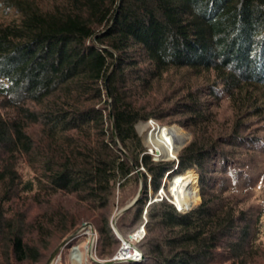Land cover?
I'll list each match as a JSON object with an SVG mask.
<instances>
[{
	"label": "trees",
	"instance_id": "trees-1",
	"mask_svg": "<svg viewBox=\"0 0 264 264\" xmlns=\"http://www.w3.org/2000/svg\"><path fill=\"white\" fill-rule=\"evenodd\" d=\"M0 10V264L38 261L42 238L70 235L84 220L99 253L111 254L114 208L140 180L116 227L128 238L144 225V258L107 264L257 255L264 199L252 212L237 197L256 184L239 159L264 155V140L239 133L256 120L264 129V0H0ZM163 83L171 98L157 95ZM223 101L234 120L227 134L214 131ZM153 118L197 131L176 159L154 160L143 145L135 126ZM192 168L198 206L199 195L188 212L149 196L166 173Z\"/></svg>",
	"mask_w": 264,
	"mask_h": 264
},
{
	"label": "rangeland",
	"instance_id": "rangeland-1",
	"mask_svg": "<svg viewBox=\"0 0 264 264\" xmlns=\"http://www.w3.org/2000/svg\"><path fill=\"white\" fill-rule=\"evenodd\" d=\"M2 16H3L2 11L0 10V17H2ZM163 91H165V92L167 91L166 96L171 98L175 94L176 90L173 88H170L169 85H167L166 83H163V84H160V86L158 87L157 95L160 96ZM220 112L221 113L217 116L218 117V119L216 120L217 127L215 128L214 131H215V133L227 134L230 132L234 120H232L231 111L229 110V108H227V102L226 101L222 102V105L220 107ZM149 120L150 121L152 120L153 123H150ZM167 122H168L167 119L156 120L153 118V119H148L146 121H139L135 126L138 134L141 136V140H142L143 145L146 147L147 151L150 153L151 152L154 153V150L152 148H150V144L148 142H146V136L149 134V132L152 130V128L154 126H160L161 127V126L175 125L179 129V133H180L179 140L183 141V143L181 145H180V143L178 144L179 147L177 148L175 154L173 156H170V157H168V156L163 157V156L158 155V157H157L158 159H154V160H168V161H170V160L176 159L177 154L180 151V149L184 145H186L188 142H190L191 140H193L195 138V134L197 131L194 128L183 127L179 123H177L176 121H172L170 123H167ZM262 126H263V124H261L260 122H258V120H256V121L248 124V126H246L239 133L246 135L247 137L254 134L257 137H260L262 140H264V129L262 128ZM261 146H262V143H260V147ZM230 149H231V147L229 148V150ZM245 157H247V158L244 159L242 157L241 160L239 159V162L241 163V165L244 163L246 164L245 165V171H247V172H250V171H248L250 169V167L254 168L253 169L254 174L249 175V176L252 180L256 181L255 190H254L253 194H251L250 196H247V195L243 196L244 193H242V195L237 197V200H238L237 204L239 207H242L245 209L250 207L251 208L250 211L254 212V210L258 206V203H259L258 201H262L264 199V187H263V182L261 180V178H264V171L263 172L260 171L259 174L256 176L257 171H259L260 168L264 167V155H261V154L260 155H257V154L256 155L255 154L248 155V153H246ZM248 163H249V165H248ZM252 166H254V167H252ZM18 169H19V172L22 174L23 178L27 179V178H30L32 176L31 169L25 163H18ZM190 170L191 169L185 170L183 173H185L186 171L188 172ZM192 170L194 171V173H196V176L194 179H196V190L198 189V192H199V187H197V184H198L197 183V181H198L197 180V172H196L195 168H192ZM217 177H221V175L219 174V175H217ZM259 178H260V180L258 181ZM243 179H245V178L243 177ZM163 180H164V184H162L154 194L151 193L152 190H150L149 196H152L153 200L154 199H162V198L167 199L168 201L173 203V205L176 207V209L179 208L175 202V199L173 198L171 191L169 190V184H170L172 179L169 178L167 180L166 177H164ZM244 181H246V180H244ZM228 182H230V186H232L233 184L236 183V182L231 181V180ZM140 184H143L142 180H140ZM140 184H139V187H140ZM242 184H243V181L239 182L237 184V186H239L238 188L242 187L243 186ZM248 189H249V187H248ZM242 191H245V189H243ZM197 197H198V194L196 192V196L192 200V205L196 201ZM67 198H69V197H66V196L63 197V199H67ZM200 202H201V197L199 195V202L196 206H198L200 204ZM192 205L191 206L188 205V206L184 207V209L188 208L189 210H191L194 207H196L195 205L194 206H192ZM123 206H120L117 209L114 208L113 214L115 215L116 212ZM179 209H180V212H185L183 208H179ZM35 210H36V208H33V211H35ZM84 223H90L92 225L94 231H95L92 255L96 260H99V262L93 261L92 259H90L89 255H86V253H85L87 241L90 240L89 238H90V233H91L90 228L86 227L78 233L77 237L74 240H72L71 242L66 244L62 249H60L58 255L56 256V258L53 262L54 264H75L71 261L69 256H70L71 246L77 245V244H78L80 250L84 252L82 264L113 263V261H111V260H110V262H107V261H109V259L111 257L113 258V256L117 254V252L119 251L123 242L120 240V242L118 243V241H117L116 245L113 246V248H112L111 254L101 255L99 253V251L101 250L102 246L100 245V243L98 241V233L96 231V228L94 227L93 223L88 221V220H84L77 227H81ZM135 226L134 227L136 229L130 235H133V234L137 233L138 231H140L141 227L144 229L142 235L138 238V240L132 241V243H134V245L137 246V242L145 234V228H144L143 224H136ZM74 230H72L70 233H73ZM68 235H69V233L64 235L63 237H61V235H55L54 234V235H50L49 237H45L44 239L42 238L41 239V245H45V247H42V256L40 257V259L38 261H36V262H29V261L16 262L14 264H45L48 256L53 251V249H55V247ZM253 244L257 247V255L254 257H249L244 264H264V212L262 213V215L259 219L258 232H257L256 238L254 239ZM85 256H86V258H85ZM238 264H240V263H238Z\"/></svg>",
	"mask_w": 264,
	"mask_h": 264
},
{
	"label": "bare ground",
	"instance_id": "bare-ground-1",
	"mask_svg": "<svg viewBox=\"0 0 264 264\" xmlns=\"http://www.w3.org/2000/svg\"><path fill=\"white\" fill-rule=\"evenodd\" d=\"M150 123H153L152 121ZM149 123V124H150ZM145 126V125H144ZM179 129L175 126H154L149 134L146 136V142L150 144V148L153 150L156 148L159 151L160 156H173L179 147L180 143ZM196 173L191 169L185 173L174 175L169 184V190L171 191L173 198L179 208H183L192 205V200L196 196V179H194ZM198 194V193H197ZM190 203V204H189ZM137 235L141 233L137 232ZM76 249L70 251V259L75 264H82L84 252L80 250L78 244ZM89 243L86 245V255H89ZM90 257V255H89ZM86 258V256H85ZM54 264V263H52Z\"/></svg>",
	"mask_w": 264,
	"mask_h": 264
},
{
	"label": "water",
	"instance_id": "water-1",
	"mask_svg": "<svg viewBox=\"0 0 264 264\" xmlns=\"http://www.w3.org/2000/svg\"><path fill=\"white\" fill-rule=\"evenodd\" d=\"M107 80H108V78H106V80H105V83H106V84H107ZM109 109H110V116H111V119H113V118H112V114H111V107H110V105H109ZM112 130H113L114 138L116 139V136H115V133H114V124H113V120H112ZM182 143H183V141H180V145H181ZM158 155H159V151H158V149L155 148V149H154V153H153V159H158V158H157ZM139 174H140V173H139ZM197 179H198V177H197ZM197 187H199L198 184H197ZM141 192H142V184H140L139 190H138L137 194L135 195V197H134L131 201H129L126 205H124L123 207H121V208L116 212V214L114 215V217H113V219H112V221H111V227H112L113 231L115 232V234L117 235V237H118L123 243L128 244V245L134 247V248L140 253V260L144 258L143 253L140 251V249H139L137 246L134 245V243H132V242L130 241V239L132 238V235H129L128 238H125V237H123V236L121 235V233L119 232V230H118L117 227H116V219H117V217H119L123 212H125L128 208H130L131 206H133V205L136 203V201L138 200V198H139ZM197 193H198V195H199L198 189H197ZM177 209L180 211L179 208H177ZM188 210H189L188 208L184 209L185 212H187ZM86 227L90 228V232H91V233H90V238H89L90 240L87 241V244L89 243V247H88L89 250H88V251H89L90 259H92L93 261H97V262H99V260H96V259L93 257V255H92V249H93V241H94V233H95V231H94V229H93V227H92V225H91L90 223H84L81 227H79L78 229H76L72 234H70V235H68L67 237H65V238H64V239H63V240H62V241H61V242L55 247V249H53V251L50 253V255H49V257H48V259H47V261H46L45 264H52V263L54 262L56 256L58 255L60 249H62V248H63V247H64V246H65V245H66V244H67V243L73 238V237H75L76 235H78V233H79L82 229H84V228H86ZM143 231H144V229L141 227V228H140V233H141V235H142ZM76 248H77L76 245H72L70 251H71L72 249H76ZM111 261L116 262V261H114V260H111ZM125 261H133V260H132V259H129V260H124L123 262H125ZM107 262H110V260L107 261Z\"/></svg>",
	"mask_w": 264,
	"mask_h": 264
},
{
	"label": "built area",
	"instance_id": "built-area-1",
	"mask_svg": "<svg viewBox=\"0 0 264 264\" xmlns=\"http://www.w3.org/2000/svg\"><path fill=\"white\" fill-rule=\"evenodd\" d=\"M152 121V120H151ZM149 120V122H151ZM150 153V152H149ZM153 155V152H151ZM167 176V173L165 174V177ZM164 183V180H163ZM140 233V231H138ZM141 235H137V233L132 235V238L130 241L138 240V238ZM132 259L133 261H139L140 260V253L132 246L122 243V246L120 247L119 251L116 255L113 256L112 260L116 262H123L124 260Z\"/></svg>",
	"mask_w": 264,
	"mask_h": 264
}]
</instances>
